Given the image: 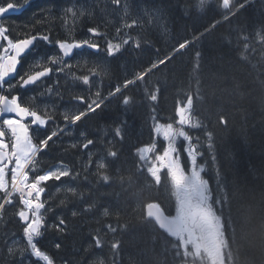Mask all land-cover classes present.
<instances>
[{"label":"trees","instance_id":"1","mask_svg":"<svg viewBox=\"0 0 264 264\" xmlns=\"http://www.w3.org/2000/svg\"><path fill=\"white\" fill-rule=\"evenodd\" d=\"M9 1L23 3L0 0V5ZM246 1L234 0L235 15H229L219 0H208L203 9L195 6L197 0H32L18 14L2 18L12 39L50 35L52 43L36 42L35 57L59 54L55 41L66 37L91 38L100 44L97 52L84 48L65 58L64 63L73 66L70 71H53L39 84L11 93L21 97L23 105L52 117L45 125L30 128L35 143L56 132L37 154L35 174L61 164L71 171L70 176L42 185L45 226L37 246L54 264H184L173 249L174 238L154 221L144 220L147 203L157 202L173 213L175 200L166 170L157 185L146 169L138 167L136 149L153 142V117L161 123L174 121L177 101H186L189 94L192 114L202 126L186 130L202 153L198 157L205 166L201 174L214 196L222 194L217 187L219 170L235 230L233 240L229 229L234 264H264V0H250L237 10ZM69 7L82 9L85 15L75 25L69 18L66 28L62 14ZM43 9L55 11L43 19L38 14ZM133 20L136 25L124 27ZM92 27L103 35L93 37L88 32ZM117 29H121L119 35ZM123 39L129 43L109 56L104 41ZM35 57L22 62L21 75ZM161 60L165 63L159 64ZM154 64L158 66L151 69ZM140 73H146L143 80L124 87L126 80H135ZM85 75L88 84L76 78ZM118 86L121 91L110 96ZM151 92L157 93L156 101L149 99ZM78 96L84 102L75 99ZM125 96L130 97L127 105L122 102ZM101 100L104 103L95 112L66 125L65 112L86 111L89 103ZM221 117L226 124L220 123ZM118 126L122 137L115 135ZM87 140L93 143L84 148ZM156 141L162 151V138ZM186 145L182 138L177 142L185 159ZM110 151L117 155L110 156ZM100 161L107 165L108 181L99 176ZM4 195L0 192V203ZM20 207L13 196V202L0 209V264H45L26 245L24 222L16 215ZM61 219L62 231L54 227ZM96 237L101 240L99 246Z\"/></svg>","mask_w":264,"mask_h":264},{"label":"snow or ice","instance_id":"2","mask_svg":"<svg viewBox=\"0 0 264 264\" xmlns=\"http://www.w3.org/2000/svg\"><path fill=\"white\" fill-rule=\"evenodd\" d=\"M31 2L32 0H23L22 4L8 2L5 6H0V19L9 13L21 11L23 8L30 6ZM114 2L119 3V0H114ZM233 2L234 0H219V6L229 15H235V12L232 11ZM207 3L208 0H197L195 6L198 9H203ZM239 7H243V5H239L237 10H239ZM53 11L55 10L43 9L38 14L43 19H47ZM84 15L85 12L82 9L78 10L73 7L65 9L62 14L65 27L67 28L69 25V18L72 25H75L76 20ZM136 24L137 21L133 20L124 27L131 28ZM120 31L121 29H117L118 35ZM9 32L8 27L0 24V43L6 42L0 47V192L5 194L4 203H0V209H3L5 204L13 202L14 194L19 196V204L22 207L19 208L16 215L24 222L23 233L27 247L31 249L34 257L45 261L46 264H54L53 259L37 246V238L42 235V229L45 226L43 213L46 210V205L41 199L45 188L42 185L49 180L58 181L62 177L70 176L71 171L61 164L52 170L44 171L43 174H35L37 172V154L42 149L47 148L49 142L56 136V132L35 143L30 128L32 126H43L52 117L47 111L41 114L38 108L23 105L22 98L11 93L18 88L39 84L44 78L49 77L53 71L56 73L70 71L73 66L65 64V58H71L75 54V50L82 49L85 46L99 51L100 44L93 42L91 38L84 40H76L73 37L57 39L55 47L58 48L59 54L50 55L46 58L43 56L34 58L28 69L21 75L18 72V65H21L28 56L35 57L36 42L42 40L52 43V41L50 35L39 33L36 35L26 34L24 38L12 39L8 34ZM88 32L93 37L103 35L95 27L88 28ZM261 38L264 40V37ZM128 43L129 39H123L121 42L116 43L107 40L106 51L111 56L118 52L122 45ZM187 43L180 44L179 49H184ZM137 46H139L138 43ZM197 57H199V53H197ZM158 63L164 64L165 60ZM85 64H87V61H85ZM157 66V64H154L152 68ZM90 71L93 75L97 73L95 67ZM148 71H151V69ZM145 75L146 73H140L135 80H126L124 87L127 88L136 80H143ZM17 76H19V79L16 80L15 84L9 82ZM76 78L81 79L85 84L89 83L88 75ZM5 85H7V88H5ZM120 91L121 88L118 86L113 93H110V96ZM5 92L8 94H5ZM49 92H51V88H49ZM95 95L99 97L100 93L97 92ZM75 99L84 102L83 96H78ZM149 99L156 101L157 93L151 92ZM129 101L130 97L125 96L122 102L127 105ZM103 103V100L100 102L92 101L88 104L87 111H79L76 114L65 112L64 120L76 124L88 113L99 109ZM192 109L193 96L189 94L186 101H177L176 119L174 121L161 123L153 117V142L136 149L139 157L138 167L146 169L157 185L162 182V173L163 170H166L175 200L174 214H165V210L157 202L147 203L144 206V220L154 221L169 237L174 238L173 249L177 257H183L184 264H188L189 258H191L192 264H234L229 229L231 228L233 231V240L235 230L230 215L229 200L220 183L219 170H217V187L222 194L215 196L210 188L209 181L204 179L201 174L205 166L198 162V157H201L202 153L199 152L198 144L193 143V137L186 130V128L198 129L202 126L200 120L193 116ZM26 118H31L30 123L26 122ZM220 123H227L224 117L220 118ZM115 135L122 137V129L119 126L115 129ZM207 135L208 139L211 140V133ZM156 137L162 138V151L158 149ZM181 138L187 142L182 150L186 154V159L182 158L181 149L177 146V142ZM92 143V140H87L83 147L87 148ZM208 147L211 149L212 144L209 143ZM108 154L112 157L117 155L114 151H110ZM215 160L216 158L213 156V164H215ZM106 168L107 165L103 161L97 163L99 176L104 181L109 180V176L105 174ZM9 172L10 187L7 178ZM30 172L32 173L31 178ZM68 191L75 194V189L70 188ZM226 208L229 211L227 216L225 215ZM104 215H109L108 210H105ZM64 223V220L61 219L59 224L54 227L62 231L61 226ZM111 230L115 231V229ZM95 242L99 246L101 244L100 238L96 237ZM56 247L59 248L60 245H56ZM117 247L116 243L112 244L113 249ZM21 251H24V249H21ZM9 252H13V249L10 248Z\"/></svg>","mask_w":264,"mask_h":264},{"label":"bare ground","instance_id":"3","mask_svg":"<svg viewBox=\"0 0 264 264\" xmlns=\"http://www.w3.org/2000/svg\"><path fill=\"white\" fill-rule=\"evenodd\" d=\"M84 48H88V47L85 46ZM88 49H90V48H88ZM90 50H93V49H90ZM93 51L97 52V50H93ZM38 53H39V52H38ZM165 55H166V54H165ZM169 55H170V54H169ZM166 57H168V56H166ZM166 57H165V58H166Z\"/></svg>","mask_w":264,"mask_h":264},{"label":"rangeland","instance_id":"4","mask_svg":"<svg viewBox=\"0 0 264 264\" xmlns=\"http://www.w3.org/2000/svg\"><path fill=\"white\" fill-rule=\"evenodd\" d=\"M38 57H41V56H36V58H38ZM43 57H45V58H46V56H43Z\"/></svg>","mask_w":264,"mask_h":264}]
</instances>
